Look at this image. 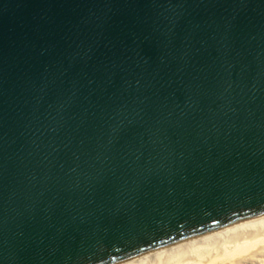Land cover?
Returning a JSON list of instances; mask_svg holds the SVG:
<instances>
[{"label":"water","instance_id":"water-1","mask_svg":"<svg viewBox=\"0 0 264 264\" xmlns=\"http://www.w3.org/2000/svg\"><path fill=\"white\" fill-rule=\"evenodd\" d=\"M263 213L264 0H0V264Z\"/></svg>","mask_w":264,"mask_h":264},{"label":"bare ground","instance_id":"bare-ground-1","mask_svg":"<svg viewBox=\"0 0 264 264\" xmlns=\"http://www.w3.org/2000/svg\"><path fill=\"white\" fill-rule=\"evenodd\" d=\"M115 264H264V213Z\"/></svg>","mask_w":264,"mask_h":264}]
</instances>
